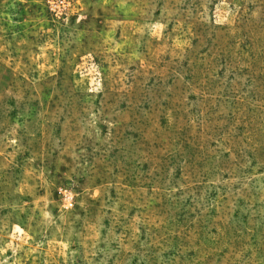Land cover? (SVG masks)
Masks as SVG:
<instances>
[{
    "label": "rangeland",
    "instance_id": "374dc122",
    "mask_svg": "<svg viewBox=\"0 0 264 264\" xmlns=\"http://www.w3.org/2000/svg\"><path fill=\"white\" fill-rule=\"evenodd\" d=\"M0 264H264V0H0Z\"/></svg>",
    "mask_w": 264,
    "mask_h": 264
}]
</instances>
